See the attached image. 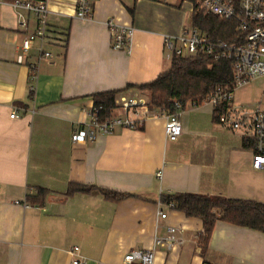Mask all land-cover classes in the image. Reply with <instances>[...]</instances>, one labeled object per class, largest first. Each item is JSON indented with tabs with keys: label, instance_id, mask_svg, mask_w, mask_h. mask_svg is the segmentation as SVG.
<instances>
[{
	"label": "crops",
	"instance_id": "1",
	"mask_svg": "<svg viewBox=\"0 0 264 264\" xmlns=\"http://www.w3.org/2000/svg\"><path fill=\"white\" fill-rule=\"evenodd\" d=\"M0 1V264H72L73 246L82 264H125L127 252L152 247L169 226L183 242L171 250L155 247L154 264H264V233L217 220L200 252L201 220L160 204L161 194L173 192L264 202V169L252 167L253 144L242 139L249 136L210 104L188 103L173 141L158 108L120 110L142 121L140 128L71 139L89 120L92 93L150 81L169 66L163 35L185 26L180 2L94 0L91 19L81 20L74 0H46L49 27L68 31L65 46L42 44L47 59L39 56L38 40L22 52L26 32L9 0ZM109 19L133 28L128 53L110 47ZM32 64L38 65L35 81ZM124 94L149 100L146 91ZM70 182L136 196L117 202L95 190L65 196ZM39 187L47 190L39 203H15Z\"/></svg>",
	"mask_w": 264,
	"mask_h": 264
},
{
	"label": "built area",
	"instance_id": "2",
	"mask_svg": "<svg viewBox=\"0 0 264 264\" xmlns=\"http://www.w3.org/2000/svg\"><path fill=\"white\" fill-rule=\"evenodd\" d=\"M94 0H74V15L81 20H89L92 17V2ZM164 2L165 0H151ZM192 12H201L204 15H214L226 22L234 23L235 35L231 41L211 39L201 29L191 25H185L177 34H164L163 43L169 56L190 57L197 54H206L212 59H229L232 62V89L216 87L202 103L210 104L223 121H230L233 128L243 127L246 135L252 139L251 165L255 169H264V109L257 107L252 111L249 122H244L243 117L232 119V114L240 112L232 105V92L260 76L264 77V0H189ZM3 1H0V4ZM9 5L15 10L18 25L26 34L21 41L20 48L25 54L34 40L39 41L37 47L40 57L50 59L51 54L43 50L42 44L47 27V1L46 0H9ZM29 15V16H28ZM31 18L33 29L30 30ZM109 31V42L112 49L130 51L133 28L130 25L117 23L111 19L105 22ZM23 55L18 56L21 61ZM38 65H30V80L35 81ZM116 108L125 112L138 113L141 108L147 113V103L135 96L120 94L117 96ZM177 109L174 112H165L164 133L169 140H176L181 134L182 128L179 120L180 106L174 103ZM115 108V109H116ZM99 107L91 106L87 110L89 120L82 127L72 133L73 142L94 141L99 133L113 132L115 127L140 128L142 121L133 119L127 114H112L110 117L99 120ZM11 116H15L14 113ZM160 173H158V176ZM16 204L28 207L23 200ZM162 204V202H160ZM170 206V204H165ZM159 217H165L162 210H158ZM177 228L169 226L164 237H155L153 245L144 250H131L127 252L123 260L125 264H154L155 247H163L171 250L174 244H181L182 238L175 236ZM69 253L72 255V264H82L78 246H73Z\"/></svg>",
	"mask_w": 264,
	"mask_h": 264
},
{
	"label": "trees",
	"instance_id": "3",
	"mask_svg": "<svg viewBox=\"0 0 264 264\" xmlns=\"http://www.w3.org/2000/svg\"><path fill=\"white\" fill-rule=\"evenodd\" d=\"M191 23L211 39L231 41L235 35L233 22L223 21L214 15H204L194 11L191 13ZM67 37V30L58 29V27L51 29L47 23L43 43L47 41L59 44L61 42L65 46ZM216 87L232 89V62L224 58L212 59L200 53L190 57L172 55L169 66L154 79L139 84L128 83L124 88L94 92L90 96L92 105L99 107L97 114L99 120H104L113 114L117 96L131 88L147 92L148 108L174 112L177 110L174 106L175 102L179 104L182 111L188 103L201 104ZM214 111L217 113L218 109ZM242 139L245 145H251L250 137ZM94 190L104 198L115 202L136 196L128 192L76 182L68 184L64 195L90 193ZM46 194L47 190L39 187L34 194H27L25 200L28 204L39 203ZM160 201L170 204L169 207L186 216L201 220V229L197 236L200 252L207 248L210 234L217 220L264 233V202L192 192L161 194Z\"/></svg>",
	"mask_w": 264,
	"mask_h": 264
},
{
	"label": "rangeland",
	"instance_id": "4",
	"mask_svg": "<svg viewBox=\"0 0 264 264\" xmlns=\"http://www.w3.org/2000/svg\"><path fill=\"white\" fill-rule=\"evenodd\" d=\"M189 0H167V3L179 5L176 8L180 12V20L183 25H191L192 6ZM233 106L240 112L239 114L233 113L232 119H241L244 122H249V118L253 110L257 107L264 109V77L260 76L245 84L242 87L235 88L232 92ZM147 99V95L143 97ZM121 109L116 108L115 113L121 115Z\"/></svg>",
	"mask_w": 264,
	"mask_h": 264
}]
</instances>
